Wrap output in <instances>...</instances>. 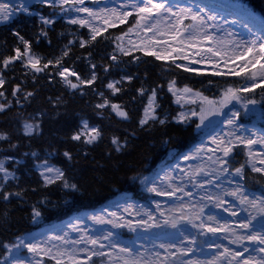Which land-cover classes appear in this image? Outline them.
I'll list each match as a JSON object with an SVG mask.
<instances>
[{
  "label": "trees",
  "instance_id": "16d2710c",
  "mask_svg": "<svg viewBox=\"0 0 264 264\" xmlns=\"http://www.w3.org/2000/svg\"><path fill=\"white\" fill-rule=\"evenodd\" d=\"M229 1L264 18V0ZM28 9L27 13H18L0 24V64L16 48L24 49L15 35L18 32L29 42L31 54L39 58L42 69L37 73L28 71L17 61L3 72L2 88L9 106L0 110V136L5 137L0 139V157H14L19 163L6 164V169L14 172L12 180L0 179V261L5 245L32 229L31 210L39 201L47 203L38 205L43 217L55 220L81 209H93L121 191L141 198L142 178L155 169L166 153L181 152L198 139L199 134L193 132L194 119L188 124L173 120L178 115V106L168 91L170 81L175 80L176 87L187 86L211 100L218 99L229 87L240 89L245 82L244 74L212 76L184 72L171 62L156 60L140 51L125 56L117 49L115 39L125 31V24L108 28L92 41L87 28L50 14L48 7L30 5ZM31 9L39 15L31 14ZM41 16L53 23L43 24ZM81 40L89 42L81 47ZM65 51L67 56L63 55ZM113 55L116 60L111 58ZM58 59L60 65L56 64ZM63 68L75 72L80 80H92L93 75L96 79L88 84L69 77L78 83L77 89H70L58 74ZM109 83L119 91L114 93L107 87ZM153 89L156 119L141 126ZM247 94L257 102L264 118V84ZM112 103L125 111L126 119L115 117ZM83 120L100 133L93 145L82 138L72 139L80 132ZM160 120L165 122L161 124ZM24 121L33 125L31 134L24 133ZM258 124L264 127V121ZM66 152L71 159L64 155ZM40 160L61 169L65 178L77 185V190L64 192L55 184H45L33 167ZM227 162L233 169L242 167L245 187L264 193V176L248 168L242 146L233 148ZM4 193L13 195L4 200Z\"/></svg>",
  "mask_w": 264,
  "mask_h": 264
},
{
  "label": "rangeland",
  "instance_id": "374dc122",
  "mask_svg": "<svg viewBox=\"0 0 264 264\" xmlns=\"http://www.w3.org/2000/svg\"><path fill=\"white\" fill-rule=\"evenodd\" d=\"M36 2L39 3V0H36L35 3ZM157 2H160V0H157ZM0 3L9 5L7 13L9 18L17 12H26L21 10V3H12L7 0H0ZM133 3L139 4L140 0H85L83 5H64L65 9H69V11L66 12L61 11V8L57 3L56 7L50 6V11L57 13L62 12L68 20L73 17L89 19L93 24L103 27L100 21L87 17L86 13H77L70 9L72 7H88L99 12L101 16H104L105 13L101 12L102 9H107L109 12L111 9H117L120 12H132L133 9L131 5ZM169 6L172 7L173 11H178L183 8H190L193 12H199L205 17V27L207 32L214 34L218 41H223L222 44L215 43L210 45L208 43H204L203 45H198L197 48L183 46V54L188 55L190 59H201L200 56L196 55V52L199 49L207 47H215L221 52L225 53L223 56L212 57L211 60H205L199 64H189L190 67H195L203 73L210 75H212L211 73L214 71L225 73L223 75L214 76H234L235 74H228L230 69H234L236 72L240 73L247 72V75L244 77L245 82L242 86V89L251 87L253 84V80L251 79L253 72L257 73V83H260L261 80L264 79V73L260 71L259 64L254 63L253 65L249 66L247 71L241 72L244 64L248 59L251 58V56H245L242 59H235V57L239 56L240 53L244 51L243 47L236 48L235 45L237 43H250L253 40H256L257 44L264 43V19L262 17L247 8H243L231 3L229 0H167L166 7ZM4 14L5 13H0V23L5 21L3 19ZM164 15L166 16L167 13H164ZM209 16L214 17V19L208 20L207 17ZM169 19L174 21L175 17H170ZM127 23L128 28L125 30V32H123V34L120 35L123 36V40L117 41V44H122L129 51L138 50V48L134 47V45H141L142 41L153 38V33H145L140 28L133 27L136 23L135 14L128 17V20L125 24ZM184 23L190 24L191 21L185 20ZM118 24L120 23L117 21V25ZM129 28H133V31L130 33L128 32ZM161 28L166 30L164 29L163 20H161ZM125 33H127V35H124ZM155 38L167 39V37ZM202 55L211 56L210 53H202ZM225 60H228L227 64L224 63ZM18 61L21 62L24 67L36 72L30 66H25L27 63L26 58L19 59ZM163 61L171 62L170 60ZM176 63L188 64V61L177 60ZM213 63L217 65L216 68L212 67ZM7 67L2 64V68L5 69ZM0 79H2L1 74ZM68 79L71 80L69 77ZM72 82L78 85L77 82ZM68 86L70 87L69 84ZM70 89L73 88L70 87ZM240 92L243 94L246 93L244 91ZM195 93L196 92L193 91L191 95H185V98L179 103L176 102V96H174L173 93L172 95L175 104L182 108L179 115L184 113L186 116V120L181 123H187L190 119L195 118L197 122L195 130L201 132V138L189 150L187 149L173 156L167 155L166 159L156 167L155 171L144 178L142 181V188L143 192L147 195V200H135L128 194L120 193L98 209L89 212H81L76 216L68 217L69 219H64V221L60 223L48 222L46 219L44 220L41 217L42 214L38 205L41 204L47 206V203L44 200L39 201L38 204L34 205L32 210L33 223L36 225L35 229L30 233L24 234L11 245H8L9 247H7L6 258L3 264H21V262L22 264H35L36 260H40L41 264H56L55 259L51 258L52 256H55L56 259H61L63 264H71V261L68 259L69 255L74 256L77 261H87V264H122V262L115 261L114 259L109 260L108 255H92L93 251H100L106 254H111L113 257H115L117 254L124 256V253L118 252L119 248L121 247L132 249V253H134L133 255H136V257L142 256V264H157V262H163V264H187L188 261H195L193 264H229L231 256L227 254L224 256L220 255L224 252L225 247L232 249L233 252H243L244 248L249 249L248 252L244 253L243 257L238 259L246 258L250 256V254H252V256L256 257L257 259H259L261 256H264V253L253 251V249H258L260 247L258 243L253 244L245 240L242 245H235V243H229L230 240L235 239L233 232L220 231L211 233L199 227L201 223H203L206 227H219L224 223V225L226 224L228 228L231 229L235 228L233 227V224L238 225L241 221L251 219L250 230L252 232H260L264 234V228L261 227V225L264 224V213L260 211L262 205L259 203L260 200H264V196L244 189L241 184V175H237L235 170L228 169L226 164L221 165L219 162L213 163L217 157H220L223 160H226L227 158L223 156V152L221 150L224 145H218L217 143H214V139H224L225 141L228 139H234V137L227 135V133L235 132L236 135L241 136L242 138L256 141V143L248 147L240 144L245 149L248 159V166L250 169L252 170L253 166L264 169V164L260 163L261 159L264 160V129L260 128L255 123L256 119H258L260 116V109L256 103H248L250 100H232L230 103L225 105L223 102V94L218 100L214 102L212 101V104H208L207 102H202L199 97H196ZM237 95L240 97L239 93H237ZM3 100L4 97L1 96L0 102ZM190 100L194 101V103L189 102ZM112 105V112L118 118L124 119L125 117H121L117 114L116 110H113ZM201 107L205 109L204 113H201ZM118 109L119 111H122V109L119 107ZM193 111H195L197 115H191ZM233 112L239 113L241 115V119L238 120L237 116L235 117V125H228L226 121L231 118ZM145 115L146 114L144 110L143 118H145ZM149 115H151V113ZM201 115L204 116L203 122H201ZM178 117L176 118L177 122ZM85 122L86 121H83L81 123L80 132L84 131ZM25 125L29 124L25 123L24 127ZM197 125H199V127H197ZM88 126L89 129H97L95 126ZM25 130L27 132H31L32 127L31 129L25 127ZM82 138L84 141L87 139V137ZM97 141L98 137L93 143L89 145H93ZM186 156L189 157V159H185ZM209 157H211V159H209ZM13 159L14 158L7 156L0 159V162L3 163V166L6 169L7 161H15V159ZM33 167L44 183V176L41 175V173L44 172V169L46 167L58 169L57 166L47 161L34 162ZM224 168H227V171H224ZM198 169H203V171L198 172ZM7 172L10 174L7 180H11L13 177L12 171L7 170ZM260 173L264 175V172ZM0 175L4 179L5 174L0 172ZM45 175L54 176V173H45ZM66 180L69 185L72 184L69 179ZM57 181L58 182L56 184L62 187V189H70V187L65 188L63 186V181ZM218 183H227L228 187L234 190L237 189V187H240L243 195L247 196L249 200L257 201V207L253 208L249 204L242 205L240 203L239 193L236 196L230 194L234 190L226 192L225 195L216 194L217 192L215 190V186ZM152 188H155L156 191H150ZM170 188L175 190L177 196L183 195L184 192L189 195V197H191L192 191H196L204 196L207 195L211 198H214L216 202L212 204L213 209L210 211L212 213H207L200 210V213L190 214L187 211L185 213L181 211V215L184 216V218L179 219V221H175V227L172 226V223L174 222L168 223V221L162 225H157L154 223L153 225L151 224V226L149 224H138V221L148 222V219L143 218L141 216L143 213L140 212L146 210L145 212L149 213V211H152L157 206H161L159 201H161L162 198L166 197L167 195L170 196L169 194H166L172 192L173 189ZM178 189H183V191ZM194 196H198V194H195ZM189 197L187 196V198ZM187 198H183L182 201H184V203H188ZM162 205L171 204L164 203ZM34 209L40 212V215L35 218ZM114 212L118 218L116 217L115 220H111L110 215ZM231 212H236L237 215L232 216ZM209 215L214 220L212 219L211 222L208 223L206 218H208ZM185 217L187 220H184ZM94 218H99V220L105 222H98V220ZM229 218H231V220H229ZM129 221H132L131 227H129ZM193 225H196V227ZM235 231L236 235H246L248 234L249 230L236 227ZM108 233H112L113 235L108 240H104L102 237L107 236ZM141 233L142 235H140ZM134 235H136V238L133 237ZM56 237H60L62 239H56ZM81 237H84L85 240L80 243H76V241L81 240ZM89 237L99 239L100 243H102L104 247L100 248L99 245L93 246L86 243V240ZM20 241H23L24 243L20 244ZM29 243L38 244L44 251H42L39 255L30 253L27 247L24 246L25 244ZM112 243H115L117 247L113 248L111 246ZM12 245H19V247H11ZM217 245L219 247H217ZM210 246H214L212 251ZM261 247H264V245H261ZM9 248H11V250H9ZM49 249H51V253L49 255H45ZM81 249H85V251H81ZM188 249H191V251H187ZM180 250L187 251V254H183V252ZM61 251L65 252L66 255L63 257L57 255V253ZM202 251L209 253L208 258L205 257L207 259H201V257L198 256V253ZM157 253H160L158 257L156 256ZM173 253L175 255H172ZM89 256H91L90 260ZM232 264H236V261L233 260Z\"/></svg>",
  "mask_w": 264,
  "mask_h": 264
},
{
  "label": "snow or ice",
  "instance_id": "6c2138e0",
  "mask_svg": "<svg viewBox=\"0 0 264 264\" xmlns=\"http://www.w3.org/2000/svg\"><path fill=\"white\" fill-rule=\"evenodd\" d=\"M85 0H39V3L49 5L52 7H56L57 3L59 7L61 8V11H69V9H65L64 5H70V6H75V5H83ZM167 0H160V2H157V0H140L139 4L133 3L131 5L133 11H124L120 12L117 9H111L110 12L107 9H102L101 12H104L105 15L101 16L99 12L94 11L91 8L88 7H72L70 10L75 11L77 13H86L87 17L92 18L94 20L100 21L103 25V27H100L96 24H93L91 20L89 19H81L79 17H73L69 19L70 24H78L81 27H88L89 31L91 33L90 40L95 41L98 36L103 35L105 31H107L108 28H113L117 26V21L120 24H124L127 22L128 17L132 16L135 14L136 16V23L133 27L135 28H140L143 30L145 33H153V38L144 40L141 42V45H134V47L138 48L139 51L143 52L144 55L146 56H151L154 57L156 60H170L174 65L175 68L181 69L184 72L188 73H194L196 75H202L203 72L200 71L199 69L195 67H190V65H195L202 63L205 60H211L212 57H217V56H223L225 53L221 52L219 49L215 47H207V48H202L199 49L196 52L197 56H200L201 59H190L188 55L183 54L184 53V47L187 46L189 48H197L198 45H203L204 43L208 44H215V43H223V41H218L214 34H211L207 32L206 30V20L203 15H201L199 12H193L190 8H183L178 11H173L172 7H166ZM21 10L22 11H27V6L26 5H21ZM9 5L8 4H3L0 3V13H5L3 15L4 20L9 19L8 13ZM164 13H167L165 16ZM170 17H175V20L172 21L169 18ZM208 20L214 19V17H207ZM41 20L43 24L49 25L52 24L53 21L49 18H45L41 16ZM161 20L164 21V29L161 28ZM185 20H190V24H185ZM133 28H129L128 32H132ZM21 40V42L24 44V50L23 52L19 49L16 48L15 51V56H9L3 60V64L5 67H7L10 63H12L14 60H19L22 58L27 59V63L25 66H30L32 69H34L36 72L41 71L42 69L38 67V64L40 63L39 58L34 57L31 54L30 51V44L27 40L24 39L23 36H20L19 33H15ZM124 35H127L125 33ZM230 35V34H229ZM155 37H167V39H156ZM117 41H122L123 36H117L115 38ZM89 41L87 40H81L80 44L81 47H84ZM236 48H244V51L240 53L239 56L235 57V59H242L245 56H251L250 59L247 60V62L244 64L243 68L241 69V72H245L248 70L250 65L259 64L260 65V71L264 73V43H259L257 44L256 40L251 41L250 43L244 42L243 44L237 43ZM117 49L125 56H130L131 52L126 49L122 44H117ZM202 53H210L211 56H205L202 55ZM64 56L68 55V52L65 51ZM113 60H116L117 57L113 55L111 57ZM136 59H139L138 57ZM231 59V58H230ZM177 60H187L188 64H181V63H176ZM52 63L49 61V64ZM225 64L228 63V60L224 61ZM57 65L61 64V60L58 59L56 61ZM45 68L48 67V64L44 65ZM93 67H95L93 65ZM213 68H216L217 65L215 63L212 64ZM58 74L64 78L65 82L70 85L71 88L76 89L78 85L76 83H73L71 80L68 79V76H76L75 72H70L67 68H63L62 70L58 71ZM212 75H223L225 73L222 72H217L214 71L211 73ZM228 74H235V75H240V72H236L234 69H230ZM256 76L257 73L253 72L251 79L253 80V84L251 87H246L243 89H233L229 87L223 94V102L226 105L227 103H230L232 100H237L239 101L241 98L237 95L238 92L244 91V92H250L253 91L255 88L260 87L261 84H264V79L261 80L260 83L256 82ZM77 80L80 81V83H88L91 84L95 79V75H93L92 80L88 81H83L80 80L79 76H76ZM131 79V77H129ZM5 81L3 79H0V86H3ZM108 88L112 89L113 92L115 93L116 91H119V89L114 87V84L109 83L107 85ZM168 91L172 92L174 96H176V102L179 103L182 99L185 98V95H191L193 93V90L187 86H185L183 89H177L176 88V81L172 80L168 84ZM179 93V94H178ZM15 95V91L13 92ZM144 94V90L141 89V95ZM4 93L0 92V96H3ZM28 95H31L29 93ZM156 96V90H152V95L149 97V103L147 107L145 108V118H142L140 120V125L144 126L147 125L149 122V119L155 120V104H154V98ZM196 97H199L202 102H207L208 104H212V101H208L207 97H203L201 93L196 92L195 93ZM193 102L194 101H189ZM107 103V101H105ZM248 103L255 104V100H250ZM246 106V105H245ZM98 107H104V105H98ZM4 105H0V110H3ZM113 110L117 111V114L120 115L121 117L127 118V114L123 111H119L118 105L113 104L112 105ZM201 113L205 112V109L201 107L200 109ZM151 113V115H149ZM191 115L195 116L197 113L193 111ZM239 113L233 112L231 118H229L226 123L228 125H235V117H237ZM186 120V116L184 113H181L178 117V122H184ZM204 116L201 115V122H203ZM165 121L160 120L159 123L163 124ZM26 128L31 129V125H25ZM199 127V125H197ZM100 135L99 131L95 128L89 129V126L87 122L84 123V131L77 133L72 137L73 140H81L82 137H87L85 140V143L91 144L93 143L97 137ZM227 135L234 137V139H228L225 141L224 139L220 140H215L214 143H217L218 145H224V147L221 149L223 152L224 157H228L229 154L233 151V148L236 147L239 144H243L245 147H248L254 143H256L255 140L252 139H245L242 138L241 136H238L235 134V132H230L227 133ZM5 137L0 136V139H4ZM113 143L116 144L117 141L114 139ZM119 150V147L117 148ZM65 156H67L69 159H71V156L69 153H65ZM185 159H189V157H185ZM211 159V157H209ZM219 162L221 165L226 164L227 161L221 159L220 157H217L213 163ZM261 164H264V160L260 161ZM224 171H227V168L223 169ZM253 171L255 172H264V169L262 168H256L253 166ZM198 172L203 171V169H198ZM0 172H3L4 179L7 180L9 178V173L7 170L4 168L3 163L0 162ZM235 172L237 175H241L242 173V167L235 169ZM45 173L52 174L54 173V176L52 175H45ZM41 175L44 176L45 183L46 184H52L55 183L57 180L63 181V186L65 188H72L73 190H77V185L76 184H71L69 185L67 180L65 179L64 173L59 170V169H54L52 167H46L44 169V172L41 173ZM241 178L243 176L241 175ZM180 191H183V189H178ZM150 191H156L155 188L150 189ZM240 194V203L243 204H249L253 208L257 207V201L256 200H249L247 196L243 195L241 192L240 187H237L235 191L230 193L233 196H236L237 194ZM166 194H171V193H166ZM13 195V193H4L2 198L4 200H8L9 196ZM15 195H19V193H15ZM208 199H212L211 197H208ZM260 205L262 207L260 208V211L264 213V200L259 201ZM219 206V205H218ZM40 215L39 211H36L34 209V218L38 217ZM232 216H236V212H231ZM97 219L98 222H105L102 220H99V218H94ZM149 219H151V216H149ZM209 219H213L212 217H209ZM138 224H145L147 225V221H138ZM167 223V221H165ZM173 227L176 226L175 223L172 225ZM196 227V225H193ZM251 226V219H248L246 221H241L237 227L245 230H249L248 234L246 235H235L234 230L229 229L228 226L222 225L219 227H211V226H205L203 223L199 225L200 228L205 229L207 232L211 233H216L220 231H232L233 235L235 236V239L230 240L229 243H235V244H240L242 245L243 242L249 241L253 244L258 243L259 245H264V234L260 232H252L250 230ZM129 227H131V222H129ZM262 228H264V224L261 225ZM134 230V229H133ZM113 234L108 233L107 236L102 237L104 240H108ZM56 239H62L60 237H56ZM85 238L81 237L80 241H76V243H80L84 241ZM67 242V241H65ZM23 241H20V244H23ZM86 243L91 244L93 246L99 245L100 248H103L104 245L100 243V240L97 238H87ZM25 247H27L28 251L30 253H33L34 255H39L42 251H44L38 244H25ZM113 248H116L117 245L115 243H112L111 245ZM5 247H9L8 245H5ZM11 247H19V245H12ZM219 247V246H217ZM11 250V248H9ZM81 251H85V249H81ZM167 251V249H166ZM183 254H187V251H191V249H188L187 251H183ZM248 248H244L243 252L241 251H235L233 252L232 249H229L227 247L224 248V252L221 253V256H224L225 254L231 256V260H229V264H232V261L235 260L236 264H264V256H261L259 259H257L254 256H248L243 259H238L240 257L244 256L245 252H248ZM253 251H258L259 253H264V247H259L258 249H253ZM119 253H124V256H120L117 254L115 257H113L111 254H106L104 252L100 251H93L92 255H98V256H104L108 255L109 260H115L118 262H122V264H142V259L143 257H136L133 255L132 250L127 247H121L118 250ZM51 253V249L48 250V252L45 253V255H49ZM57 255L63 257L66 255L65 252L61 251L58 252ZM172 255H175L174 253ZM156 256L158 257L159 254L157 253ZM52 259H55L56 264H63L61 259H56L55 256L51 257ZM68 259L71 261V264H87V261H77L74 256L69 255ZM91 259V256H89V260ZM22 264V262H21ZM35 264H41L40 260H36ZM157 264H163V262H157ZM187 264H193L192 261H188Z\"/></svg>",
  "mask_w": 264,
  "mask_h": 264
},
{
  "label": "bare ground",
  "instance_id": "6f19581e",
  "mask_svg": "<svg viewBox=\"0 0 264 264\" xmlns=\"http://www.w3.org/2000/svg\"><path fill=\"white\" fill-rule=\"evenodd\" d=\"M261 143V142H260ZM260 154V153H259ZM259 159V158H258ZM261 159V157H260ZM262 160V159H261ZM207 176V175H206ZM168 179V178H167ZM170 180V179H169ZM168 181V180H167ZM227 181V180H226ZM210 182V181H209ZM168 185V184H167ZM234 188V187H233ZM170 189H173V188H170ZM215 190H216V194H219V195H225L226 192H229V191H233L234 189L232 188H229L228 187V184L227 183H223V184H216L215 186ZM236 190V189H235ZM234 190V191H235ZM195 194H198V196H194ZM229 194V193H228ZM187 196L189 197V195H187L186 193L183 192V195H179L177 196L176 195V192L175 190L173 189L170 196H166V197H163L161 201H159L161 203V206H157L156 208H154L152 211H149V213L143 211V212H140V213H143L141 216L143 218H147L148 219V222L147 224H149L151 226V224L153 225L154 224H163L165 223V221H168L169 222H174L176 223L175 221H179V219H182L184 218V216L181 215V211H183L184 213L187 211L189 212L190 214H195V213H200V210L203 211V212H207L209 213L210 211H212L213 207H212V204H214L216 202V200L214 198L212 199H208L209 196L207 195H202V194H199L198 192L196 191H192V196L187 198ZM183 198H187L188 199V203H184V201H182ZM153 203V202H152ZM164 203H170L171 205H162ZM227 203V202H226ZM249 206V205H248ZM245 208V207H244ZM216 209V208H215ZM113 210V209H112ZM126 211V210H124ZM245 211V210H244ZM136 212V211H135ZM146 213V214H144ZM212 213V212H210ZM247 213V212H246ZM136 214V213H135ZM138 215V214H137ZM136 216V215H135ZM149 216H151V219H149ZM245 216V215H244ZM105 217V216H104ZM116 213H112L110 215V219L111 220H115L116 218ZM121 217V216H119ZM131 217H132V214H131ZM209 217H211L210 215L208 216V218H206V221L209 223L211 222V220L209 219ZM109 218V217H108ZM118 218V217H117ZM134 218V217H133ZM141 218V217H140ZM157 223H156V221ZM119 220V219H118ZM132 220V219H131ZM171 220H174V221H171ZM184 220H187L186 217ZM214 220V219H213ZM229 220H231V218H229ZM117 221V220H116ZM113 222V221H111ZM110 222V223H111ZM130 222V221H129ZM132 222V221H131ZM229 222V221H228ZM114 223V222H113ZM136 223V222H135ZM232 223V222H231ZM128 224V223H127ZM173 224V223H172ZM144 225V224H143ZM142 225V226H143ZM224 225V223H223ZM138 226V225H137ZM160 226V225H159ZM165 226V225H164ZM103 227V225H102ZM145 227V226H143ZM153 227V226H152ZM163 227V226H162ZM233 227H237L236 224H233ZM146 228V227H145ZM235 228H231L232 230L235 231ZM137 229V228H136ZM141 229V228H140ZM143 229V228H142ZM153 230V229H152ZM237 230V229H236ZM149 231V229H148ZM232 233V231H230ZM150 234V233H149ZM159 234V233H158ZM142 235V233L140 234ZM145 235V234H144ZM236 235V234H235ZM134 238H136V235L133 236ZM145 238V237H144ZM154 239V238H153ZM220 239V238H219ZM144 240V239H143ZM155 240V239H154ZM147 241V240H146ZM141 243V242H140ZM145 244V243H144ZM148 244V243H147ZM152 244V243H151ZM236 245V244H235ZM139 246V245H138ZM218 246V245H217ZM134 247V246H133ZM156 247V246H155ZM211 247V248H210ZM209 248L211 249V251L214 249V246H210ZM240 247V245H239ZM261 247V245H260ZM152 249V247H151ZM149 249V250H151ZM132 250V249H131ZM135 250V249H134ZM133 251V250H132ZM152 252V251H151ZM150 252V253H151ZM159 252V251H158ZM144 253V252H143ZM153 253V252H152ZM134 254V253H133ZM149 254V253H148ZM160 254V253H159ZM190 254V253H189ZM193 254V253H192ZM123 255V254H122ZM257 255V254H256ZM136 256V255H135ZM198 256L201 257V259H207L208 256H209V253L208 252H200L198 253ZM203 256V257H202ZM250 256H252V254H250ZM139 257V256H138ZM207 257V258H205ZM151 258V257H150ZM186 258V257H185ZM199 258V257H198ZM146 259V258H145ZM216 259V258H215ZM158 260V259H157ZM151 261V260H150ZM153 261V260H152ZM195 262V261H193ZM208 262V261H207ZM149 264V263H147ZM203 264V263H202ZM207 264V263H206Z\"/></svg>",
  "mask_w": 264,
  "mask_h": 264
},
{
  "label": "water",
  "instance_id": "95a60500",
  "mask_svg": "<svg viewBox=\"0 0 264 264\" xmlns=\"http://www.w3.org/2000/svg\"><path fill=\"white\" fill-rule=\"evenodd\" d=\"M19 1H23V2H25V1H27V0H19Z\"/></svg>",
  "mask_w": 264,
  "mask_h": 264
}]
</instances>
